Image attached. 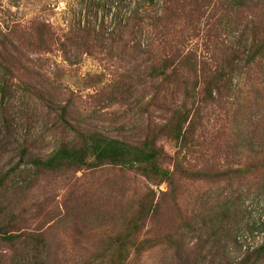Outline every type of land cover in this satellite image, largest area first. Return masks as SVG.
Returning a JSON list of instances; mask_svg holds the SVG:
<instances>
[{
  "label": "rangeland",
  "instance_id": "obj_1",
  "mask_svg": "<svg viewBox=\"0 0 264 264\" xmlns=\"http://www.w3.org/2000/svg\"><path fill=\"white\" fill-rule=\"evenodd\" d=\"M136 10L146 19L133 40L112 43ZM252 29L264 31V0H0V46L9 48L0 68V226L17 236L0 238V264H104L135 220L138 240L171 233L176 244L133 252L127 264H245L264 242V56L247 63ZM162 31L172 32L176 59L195 63L191 75L226 64L222 92L196 95L190 157L193 169L225 177L177 175L172 193L119 167L36 170L31 158L73 142V128L134 144L163 134L183 93L152 72L170 52ZM81 44L96 49L85 54ZM158 146L161 165L174 169L185 151L165 135Z\"/></svg>",
  "mask_w": 264,
  "mask_h": 264
},
{
  "label": "trees",
  "instance_id": "obj_2",
  "mask_svg": "<svg viewBox=\"0 0 264 264\" xmlns=\"http://www.w3.org/2000/svg\"><path fill=\"white\" fill-rule=\"evenodd\" d=\"M155 0H149L154 3ZM146 19V16L136 10L129 18L120 32L112 36V43L126 45L133 40L136 29ZM155 28L158 29L157 22ZM264 31L252 29V45L247 54V63L252 65L264 56ZM161 33V29H160ZM170 35L172 32L162 31L165 38V48L169 53L153 67L155 77H161L163 81L175 83L179 91L182 92L181 104L172 110V115L168 122L162 127L163 134L147 135L138 144L129 141L111 138L95 130H82L73 128L75 140L73 142L60 143L52 154L47 158L34 157L30 163L40 172H62L68 170L91 169L98 170L105 166L119 167L129 171H135L148 179H160L171 189L176 191V176L190 179H223L225 171L206 172L195 170L191 165V155L194 154L196 143V132L198 127L195 122L194 105L196 104V95L201 88L207 100L213 97V94L220 93L227 86L225 65H220L215 72L210 71L203 75L192 74L195 63L189 59L179 61L175 55L180 51L177 46H172ZM83 36H95L99 39L103 35L92 32L90 29H83ZM85 54H92L95 48L94 44H81L79 46ZM7 46H0V68L5 66L4 53H9ZM37 49L46 52L50 47L48 45H38ZM49 52V51H47ZM66 111V108L63 109ZM199 112L197 113L198 116ZM159 135H165L173 141L179 148V157L174 169H167L161 165L163 150L158 146ZM26 156L28 151L23 149ZM242 173L244 170H236ZM6 175H0V187L4 185ZM139 223L135 220L128 225L110 254L102 256L106 262L104 264H127L133 252L142 254L157 246L176 244L175 236L171 233L162 236L147 237L138 240ZM0 238L12 242L17 236L12 232L0 226ZM261 262L264 264V242L253 251L247 254L244 263ZM96 264V263H93ZM103 264V262H102ZM185 264H191L185 262Z\"/></svg>",
  "mask_w": 264,
  "mask_h": 264
}]
</instances>
